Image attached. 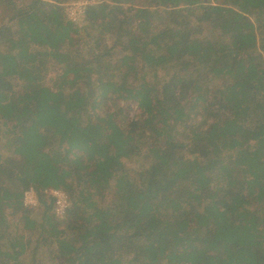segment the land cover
<instances>
[{"label": "trees", "instance_id": "1", "mask_svg": "<svg viewBox=\"0 0 264 264\" xmlns=\"http://www.w3.org/2000/svg\"><path fill=\"white\" fill-rule=\"evenodd\" d=\"M67 1L0 0V264H264V0Z\"/></svg>", "mask_w": 264, "mask_h": 264}, {"label": "rangeland", "instance_id": "2", "mask_svg": "<svg viewBox=\"0 0 264 264\" xmlns=\"http://www.w3.org/2000/svg\"><path fill=\"white\" fill-rule=\"evenodd\" d=\"M23 1H26V0H23ZM97 1L98 0H69V1L65 2L63 6L65 7V12L70 19H72L75 22H81L83 17H84V14H85L84 10H85L86 6L94 4ZM102 1L109 3L108 0H102ZM183 7H184V5L179 6L180 9H182ZM0 11H4V8L0 7ZM122 20H123L122 24L116 25L118 28L124 27L125 29H127L129 31H137V24H136L134 18H130V19H123L122 18ZM88 40H90L89 37H88ZM89 45H90L89 48L92 49L93 45L90 42H89ZM56 212H57V210H56Z\"/></svg>", "mask_w": 264, "mask_h": 264}, {"label": "built area", "instance_id": "3", "mask_svg": "<svg viewBox=\"0 0 264 264\" xmlns=\"http://www.w3.org/2000/svg\"><path fill=\"white\" fill-rule=\"evenodd\" d=\"M52 197L55 198V203L57 205V211H62L67 205V196L61 189H52L50 191ZM24 202L27 204L35 205L36 197L33 190H28L24 193Z\"/></svg>", "mask_w": 264, "mask_h": 264}]
</instances>
